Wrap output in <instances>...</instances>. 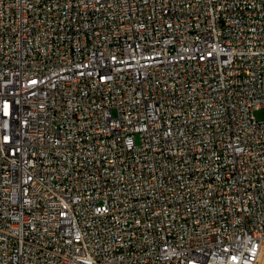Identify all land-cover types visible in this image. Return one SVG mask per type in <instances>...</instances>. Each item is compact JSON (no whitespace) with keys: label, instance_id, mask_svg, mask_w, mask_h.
I'll return each mask as SVG.
<instances>
[{"label":"built area","instance_id":"2783aa9c","mask_svg":"<svg viewBox=\"0 0 264 264\" xmlns=\"http://www.w3.org/2000/svg\"><path fill=\"white\" fill-rule=\"evenodd\" d=\"M262 106L264 0H0V264H263Z\"/></svg>","mask_w":264,"mask_h":264},{"label":"rangeland","instance_id":"374dc122","mask_svg":"<svg viewBox=\"0 0 264 264\" xmlns=\"http://www.w3.org/2000/svg\"><path fill=\"white\" fill-rule=\"evenodd\" d=\"M255 116L258 120H264V106L260 107L259 109L255 110ZM137 142L138 138H137ZM264 264V261L262 262Z\"/></svg>","mask_w":264,"mask_h":264},{"label":"bare ground","instance_id":"6f19581e","mask_svg":"<svg viewBox=\"0 0 264 264\" xmlns=\"http://www.w3.org/2000/svg\"><path fill=\"white\" fill-rule=\"evenodd\" d=\"M177 67H178V60H170V68H177Z\"/></svg>","mask_w":264,"mask_h":264}]
</instances>
